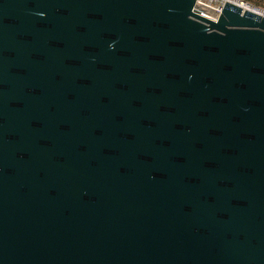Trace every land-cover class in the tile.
I'll list each match as a JSON object with an SVG mask.
<instances>
[{
  "label": "water",
  "instance_id": "water-1",
  "mask_svg": "<svg viewBox=\"0 0 264 264\" xmlns=\"http://www.w3.org/2000/svg\"><path fill=\"white\" fill-rule=\"evenodd\" d=\"M0 264H264V14L0 0Z\"/></svg>",
  "mask_w": 264,
  "mask_h": 264
},
{
  "label": "rangeland",
  "instance_id": "rangeland-1",
  "mask_svg": "<svg viewBox=\"0 0 264 264\" xmlns=\"http://www.w3.org/2000/svg\"><path fill=\"white\" fill-rule=\"evenodd\" d=\"M200 3V5H205L207 6V8L209 9H212L217 7V6H220L221 5V1L222 0H198ZM230 1H233V2H242L244 4H247V6L250 8V9H255L257 12H260L262 14H264V0H257L258 2L255 3L254 1L252 2H245L244 0H230Z\"/></svg>",
  "mask_w": 264,
  "mask_h": 264
},
{
  "label": "bare ground",
  "instance_id": "bare-ground-1",
  "mask_svg": "<svg viewBox=\"0 0 264 264\" xmlns=\"http://www.w3.org/2000/svg\"><path fill=\"white\" fill-rule=\"evenodd\" d=\"M222 1H226V0H222ZM200 3V2H199ZM238 3V2H237ZM243 9H247L248 7L245 6V4H241L240 2L238 3ZM202 6H205V5H202ZM208 6V5H207ZM205 6V7H207Z\"/></svg>",
  "mask_w": 264,
  "mask_h": 264
},
{
  "label": "built area",
  "instance_id": "built-area-1",
  "mask_svg": "<svg viewBox=\"0 0 264 264\" xmlns=\"http://www.w3.org/2000/svg\"><path fill=\"white\" fill-rule=\"evenodd\" d=\"M198 4H199V1H198ZM220 7H221V5H220V6H217V7H215V8H213V10H215V11L219 12V10H220Z\"/></svg>",
  "mask_w": 264,
  "mask_h": 264
},
{
  "label": "trees",
  "instance_id": "trees-1",
  "mask_svg": "<svg viewBox=\"0 0 264 264\" xmlns=\"http://www.w3.org/2000/svg\"><path fill=\"white\" fill-rule=\"evenodd\" d=\"M245 2H252V1H254L255 3H257L258 1L257 0H244Z\"/></svg>",
  "mask_w": 264,
  "mask_h": 264
}]
</instances>
